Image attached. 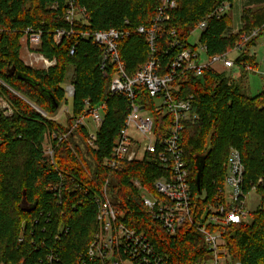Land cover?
<instances>
[{
  "label": "trees",
  "instance_id": "trees-1",
  "mask_svg": "<svg viewBox=\"0 0 264 264\" xmlns=\"http://www.w3.org/2000/svg\"><path fill=\"white\" fill-rule=\"evenodd\" d=\"M175 1L177 6L165 11L170 18L157 20L162 0H75L86 9L85 16L74 24V35L57 42L56 30L69 26L67 0H0V97L14 107L13 116L0 115V264H103L85 255L97 226L95 195L108 180L121 220L145 232L170 264H196L209 256L201 233L190 222L171 235L147 213L131 180L140 179L157 194L153 184L165 173L157 160L150 155L124 161L118 171L103 165L125 125L129 102L125 93L112 94L118 63L108 60L102 69L104 47L95 42L94 32L111 28L125 32L117 46L126 74L133 77L150 58L156 59L157 72L164 75L176 56L188 48L197 51L205 45L203 53L210 57L230 52L242 42L244 32L259 28L260 36L264 31V6L244 7L239 31L233 32V20L227 13L209 18L198 42L191 43L189 37L201 21L229 0ZM139 27L146 32L140 33ZM28 28L42 33L36 51L56 60L47 70L30 67L21 58V39ZM150 30H155L153 47ZM259 36L245 42L235 57L237 65L257 67L250 48ZM70 71L76 94L67 122L62 124L50 116L70 103L65 91ZM203 71L197 76L191 69L181 70L171 90L175 99L192 96L191 112L199 116L183 122L179 140L190 171L193 211L200 218L209 205L223 202L229 152L239 149L246 169L245 190L251 191L263 178L256 187L262 204L251 213L249 222L219 231L238 264H264V90L249 95L224 71L209 66ZM136 88L137 102L150 110L156 133L163 137L172 116L162 112L155 101L158 98L147 88ZM50 93L60 105L57 109ZM103 104L106 118L97 131L96 148L87 144L84 126L60 139L79 116H88L91 108ZM48 137L55 148L54 162L44 154ZM199 168L203 170L202 193L196 183Z\"/></svg>",
  "mask_w": 264,
  "mask_h": 264
},
{
  "label": "built area",
  "instance_id": "built-area-1",
  "mask_svg": "<svg viewBox=\"0 0 264 264\" xmlns=\"http://www.w3.org/2000/svg\"><path fill=\"white\" fill-rule=\"evenodd\" d=\"M163 6L159 9L160 18L169 19L165 15L168 8L177 6L175 0H162ZM233 1H225L219 5L210 15H208L198 25L197 29L204 30L209 18H220L226 15L232 7ZM86 9L78 7L75 0H67L65 20L68 27L60 28L55 32V39L60 42L64 37L74 35V24L78 19L84 18ZM140 33H145L144 27H139ZM1 32V29H0ZM41 31L28 28L25 36L29 43L30 61L25 64L30 67L47 70L56 64L55 59L46 58L42 53L36 51L42 43ZM84 37H89V33H82ZM260 29L251 32H244L241 41L230 52L207 57L202 61V54L207 47L202 45L199 50L187 49L180 52L172 63L168 74L160 75L157 72L156 59L151 60L144 66L137 75L130 77L124 70V63L120 59L118 50V40L124 37L125 32L116 29L96 31L93 38L96 43L104 47L101 58V67L107 65L108 60L118 63V71L111 82L112 94L125 93L129 102L128 115L124 127L116 141L111 156L104 159V167L114 171L122 168L124 161L135 162L143 160L150 155L157 160L164 170V175L158 178L153 186L157 194L151 193L140 179H132L133 187L138 189L141 200L149 215L157 220L162 229L171 235H176L181 231L186 222H190L201 233L208 257L196 264H230L232 259L229 254L227 242L223 238L220 229H224L232 224L249 222L251 211L248 209V194L251 191L245 190L244 176L245 166L242 155L237 148H231L227 162L226 189L224 200L221 203L209 205L200 218L195 217L193 211L192 188L190 185V171L184 149L180 143V133L185 120H196L198 114L192 113V96L187 99H175L171 90L174 88L172 82L180 75L183 69L193 70L195 75H203V69L207 66L215 70L230 71L232 68L240 66L236 63V58L231 57L232 52L241 53L245 48V42L258 37ZM155 30H150L149 43L154 46ZM74 53V50L72 51ZM244 69L255 70L249 63L242 65ZM220 69H219V68ZM147 88L154 98H159L162 103L158 105L162 112L172 116L169 131L159 137L156 133V122L153 116L144 114L145 106L137 102L139 91L136 87ZM67 99H72L76 90L70 81L65 84ZM106 104L93 107L88 111V115L95 123V129L91 130L86 115L77 118L74 125L60 136L64 139L70 132L78 126H84L88 132L87 144L97 147L96 140L98 129L105 121ZM14 114V107L4 96L0 97V115L11 117ZM138 130L142 135L140 143L136 135L131 134V127ZM55 138L57 134L53 133ZM44 154L54 162L55 148L48 137L43 143ZM258 184L263 183L260 178ZM251 190H256L257 185ZM59 187V185H58ZM228 187V192H227ZM55 187L54 189H56ZM97 210V226L92 240L89 243L85 257L90 260H100L103 264H170L169 259L164 256L156 246L150 242L145 232L130 228L121 220L119 212L113 205L112 193L109 180L95 195ZM51 260V257H49Z\"/></svg>",
  "mask_w": 264,
  "mask_h": 264
},
{
  "label": "rangeland",
  "instance_id": "rangeland-1",
  "mask_svg": "<svg viewBox=\"0 0 264 264\" xmlns=\"http://www.w3.org/2000/svg\"><path fill=\"white\" fill-rule=\"evenodd\" d=\"M245 0H234L233 2V9L235 11H231V16L233 17V23L234 25H240L241 20H242V13H240L242 7H243V2ZM201 34V30L196 29L191 36L189 37V41L191 43H197L199 40ZM257 43L250 48V54L254 55L257 59L258 66L255 68V70H247L243 69V67L237 66L232 68L230 71H224L227 73L228 76H233V78L242 85V91L249 95H255L264 90V31L262 34L259 36L257 39ZM21 58L24 61H30L31 56L29 54V43L27 41V37L24 35L21 39ZM231 57H236L237 53L232 52ZM204 60V59H203ZM206 60V59H205ZM219 68V67H218ZM220 69V68H219ZM223 72V70H220ZM68 80L65 84L69 83L71 81L72 77V71L68 73ZM70 103L68 104H63L61 108L57 111L55 115H51L50 118L59 121L60 123L64 124L67 122V112L72 111V105H71V99ZM155 101L159 104L162 103V101L158 98L155 99ZM144 114L146 116H152V113L150 110H145ZM46 115V113H44ZM86 123L90 127L91 130L95 129V123L93 119L88 115ZM132 135H136L137 140L142 143V135L138 130H134L133 126L130 129ZM227 192H228V187H227ZM248 209L251 211V213L259 208L262 204V196L256 191V190H251V192L248 194ZM230 264H238L235 260L231 259ZM240 264V263H239Z\"/></svg>",
  "mask_w": 264,
  "mask_h": 264
},
{
  "label": "crops",
  "instance_id": "crops-1",
  "mask_svg": "<svg viewBox=\"0 0 264 264\" xmlns=\"http://www.w3.org/2000/svg\"><path fill=\"white\" fill-rule=\"evenodd\" d=\"M233 2H234V0H233ZM233 2H232V3H233ZM262 6H264V0H245V1L243 2V7H242L240 13H242V10H243L244 7H249V8L257 9V8H259V7H262ZM231 11H234V9H233V4H232V7L230 8V10H229L228 13H230ZM234 13H235V11H234ZM230 16H231V13H230ZM231 17H232V16H231ZM232 20H233V17H232ZM241 28H242V21H241L240 25H234V23H233V25H232V30H233V32H237V31H239ZM201 57H202V61H203V59H204V60H205V59L207 60V57L205 56L204 53H203V55H202ZM256 60H257V59H256ZM257 66H258V63H257Z\"/></svg>",
  "mask_w": 264,
  "mask_h": 264
},
{
  "label": "water",
  "instance_id": "water-1",
  "mask_svg": "<svg viewBox=\"0 0 264 264\" xmlns=\"http://www.w3.org/2000/svg\"><path fill=\"white\" fill-rule=\"evenodd\" d=\"M50 99L52 102V105L54 106L55 109H57L60 105L58 104V102L55 100V97L52 93H50ZM37 107V106H36ZM39 109L40 112L44 113L42 109H40L39 107H37ZM199 173L197 175V179H196V183L198 185V190L200 193H202V184H201V177H202V168H199Z\"/></svg>",
  "mask_w": 264,
  "mask_h": 264
}]
</instances>
